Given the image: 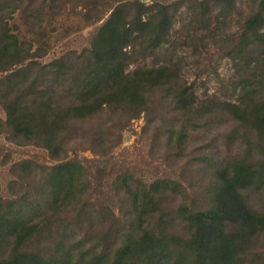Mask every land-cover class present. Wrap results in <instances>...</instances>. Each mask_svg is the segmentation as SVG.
I'll return each mask as SVG.
<instances>
[{
	"label": "trees",
	"instance_id": "1",
	"mask_svg": "<svg viewBox=\"0 0 264 264\" xmlns=\"http://www.w3.org/2000/svg\"><path fill=\"white\" fill-rule=\"evenodd\" d=\"M185 1L100 7L86 46L49 57L26 27L98 4L0 0V264H264V0L217 46L238 75L216 85L177 52L141 63L177 51ZM189 1L201 30L236 2ZM140 117L136 170L114 152Z\"/></svg>",
	"mask_w": 264,
	"mask_h": 264
},
{
	"label": "rangeland",
	"instance_id": "2",
	"mask_svg": "<svg viewBox=\"0 0 264 264\" xmlns=\"http://www.w3.org/2000/svg\"><path fill=\"white\" fill-rule=\"evenodd\" d=\"M120 0H94V3H97L98 6L91 13H88L85 17H77L75 13L71 10L73 2H67L65 4L64 14L55 15V23L53 24L51 20L45 17L44 25L45 31L53 25L58 27V32L54 33H44L39 30H34L30 27H26V35L32 39H38L40 37L44 38L43 44L48 49V56L53 57L62 52L65 49H81L82 47L88 44V41L92 34L94 33L96 27L101 22H96L90 24L88 22L89 17H95L96 11L100 10V7H103L106 13H109L110 9ZM160 3L172 4L178 0H156ZM253 0H236L235 7L232 11L226 15H220L215 17L217 14V9L211 12L212 23L210 27H207L206 30H201L197 27V24L192 22V18H185L183 16L186 8H190L188 3L189 0L185 1V6L181 7L180 11L177 13L178 18L182 19L183 22L176 21V23L171 27L168 39L170 43H175L177 51H174L172 48L168 47L166 51H162V54L157 56L147 58L145 61L141 60V63L152 64L154 62L165 60L168 57H174L175 53L177 55V61H180L181 66H185L190 72L197 70H203L202 79L206 76L204 73L209 72V78L212 83H216L220 79H224L226 82L228 78H234L238 75V72H235V69L231 62L227 58H223L222 50L217 46L220 44H225L226 39L231 35H236L241 29L242 21L247 12L249 11V6ZM77 10H80V6H76ZM60 10V9H59ZM103 11V12H105ZM216 14V15H215ZM191 19V20H189ZM172 41V42H171ZM195 53V58L193 53ZM46 59V58H44ZM140 60V59H139ZM194 62L192 65L190 63ZM140 63V61H138ZM218 70V77L215 76L213 72ZM1 112V109H0ZM144 125L143 117L135 119L132 121V124L129 129L123 131V138L121 144L116 147L115 154L117 156L121 155L128 163V161L136 166V170L141 168V165H148L147 150L150 148L149 144H137L136 139H138V132H140L141 127ZM33 152V151H32ZM89 152L84 154L88 155ZM147 153V154H146ZM146 155V156H145ZM136 162L138 163L136 165ZM5 170L0 167V184L3 186L6 181ZM264 243V242H263Z\"/></svg>",
	"mask_w": 264,
	"mask_h": 264
}]
</instances>
